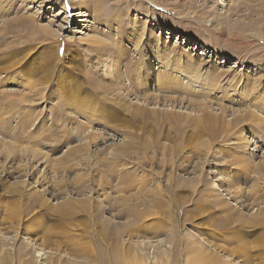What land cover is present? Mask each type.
I'll list each match as a JSON object with an SVG mask.
<instances>
[{
    "label": "rangeland",
    "instance_id": "obj_1",
    "mask_svg": "<svg viewBox=\"0 0 264 264\" xmlns=\"http://www.w3.org/2000/svg\"><path fill=\"white\" fill-rule=\"evenodd\" d=\"M257 4L0 0V264H264Z\"/></svg>",
    "mask_w": 264,
    "mask_h": 264
},
{
    "label": "bare ground",
    "instance_id": "obj_2",
    "mask_svg": "<svg viewBox=\"0 0 264 264\" xmlns=\"http://www.w3.org/2000/svg\"><path fill=\"white\" fill-rule=\"evenodd\" d=\"M250 1H255V0H250ZM257 2H258V4L256 5V7H262L261 5H263L264 6V0H256ZM250 6V5H249ZM252 7V8H251ZM249 8V7H248ZM250 8H251V10L254 12V8H253V6H250ZM65 9V8H64ZM257 9V8H256ZM65 11V10H64ZM82 13V12H81ZM252 13V12H251ZM80 14V12H78V11H74L73 12V14H69V15H71V17H75V16H78ZM256 23H258V22H255V26H256ZM251 26H254L253 25V23H251ZM121 27H123L122 25H121ZM148 39H149V36H148ZM150 41V40H149ZM187 42V41H186ZM149 44V45H148ZM148 44H146V48H145V51H147L148 53H151L152 55H153V53H154V50L152 51V49L150 48V46H151V43H148ZM161 45L160 43H157L156 45ZM152 45H155V44H152ZM158 45V46H159ZM155 47V46H154ZM154 47H153V49H154ZM160 51H161V49H160ZM144 54V50H141L140 51V54H139V56L141 55H143ZM155 54V53H154ZM141 58V57H140ZM138 64L140 65H138L139 66V68H137V65H135L133 68H132V72L134 73V75H139L140 74V71H141V69H143L144 68V65H146V61L143 59V58H141L140 60H139V62H138ZM138 69H140V71L138 70ZM137 78H139V80L140 81H143V80H146L147 81V79L146 78H148V75L147 76H144L143 78L142 77H137L136 76V80H138ZM160 78V77H159ZM165 78L166 79H168V80H170L171 79V77H170V75L169 76H167V75H165V76H163L162 77V80H163V82H161L162 84H165L166 83V81H165ZM170 78V79H169ZM143 83V82H142ZM166 85V84H165ZM259 127H262V126H259Z\"/></svg>",
    "mask_w": 264,
    "mask_h": 264
}]
</instances>
